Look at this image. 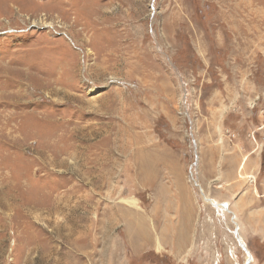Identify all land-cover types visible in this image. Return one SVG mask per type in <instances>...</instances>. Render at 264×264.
I'll return each instance as SVG.
<instances>
[{"label":"rangeland","instance_id":"rangeland-1","mask_svg":"<svg viewBox=\"0 0 264 264\" xmlns=\"http://www.w3.org/2000/svg\"><path fill=\"white\" fill-rule=\"evenodd\" d=\"M263 116L264 0H0V264H264Z\"/></svg>","mask_w":264,"mask_h":264},{"label":"bare ground","instance_id":"bare-ground-1","mask_svg":"<svg viewBox=\"0 0 264 264\" xmlns=\"http://www.w3.org/2000/svg\"><path fill=\"white\" fill-rule=\"evenodd\" d=\"M196 149H197V147H196ZM197 152H196V159H195V163H194V166H196L197 165V162H199V156L197 157ZM193 167V166H192ZM191 176H192V181H193V183H195L196 182V184H197V186H198V188H199V190H200V192H201V194H202V196H203V199L206 201V202H208V203H210L211 205L213 204V206L215 207V208H217L219 211H229L230 212V210H229V204L228 203H226V202H223V203H220L219 201H216V200H214V199H212V197H210V196H208L207 194H206V192H205V190L203 189V187H202V185L198 182V180H197V178H195L194 176H193V171L191 170ZM128 201V203H130V204H132V202L130 201V200H127ZM227 206V207H226ZM231 213V212H230ZM234 217V218H233ZM231 221H235L236 220V216H235V213H234V216H232L231 217ZM239 227V226H238ZM237 227H236V231H235V233H236V237H237V241H238V244H239V246L242 248V249H244L243 248V243H245V240L243 239V237L241 236V235H239V233H238V231H237ZM246 244V243H245ZM244 251H246L245 249H244ZM247 253H249L248 251H246ZM247 258H250V253H249V256L247 255ZM248 260V259H247ZM246 260V261H247ZM252 261H253V257L251 256V261H250V263L249 264H251L252 263Z\"/></svg>","mask_w":264,"mask_h":264},{"label":"water","instance_id":"water-1","mask_svg":"<svg viewBox=\"0 0 264 264\" xmlns=\"http://www.w3.org/2000/svg\"><path fill=\"white\" fill-rule=\"evenodd\" d=\"M153 8H154V7H153ZM226 207H227V206H226ZM242 245H243V248H244L246 251H248L249 253H251V252H250V249L248 248V246H247L245 243H243ZM250 261H251V254H250V258H248V260L246 261V264H249Z\"/></svg>","mask_w":264,"mask_h":264},{"label":"trees","instance_id":"trees-1","mask_svg":"<svg viewBox=\"0 0 264 264\" xmlns=\"http://www.w3.org/2000/svg\"><path fill=\"white\" fill-rule=\"evenodd\" d=\"M264 170V169H263ZM262 173H264L263 171H261Z\"/></svg>","mask_w":264,"mask_h":264},{"label":"built area","instance_id":"built-area-1","mask_svg":"<svg viewBox=\"0 0 264 264\" xmlns=\"http://www.w3.org/2000/svg\"><path fill=\"white\" fill-rule=\"evenodd\" d=\"M264 117V116H263Z\"/></svg>","mask_w":264,"mask_h":264},{"label":"crops","instance_id":"crops-1","mask_svg":"<svg viewBox=\"0 0 264 264\" xmlns=\"http://www.w3.org/2000/svg\"><path fill=\"white\" fill-rule=\"evenodd\" d=\"M235 213V212H234Z\"/></svg>","mask_w":264,"mask_h":264}]
</instances>
